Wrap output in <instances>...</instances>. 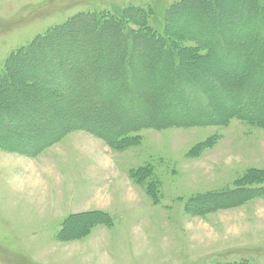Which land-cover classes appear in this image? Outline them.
<instances>
[{"label":"rangeland","instance_id":"1","mask_svg":"<svg viewBox=\"0 0 264 264\" xmlns=\"http://www.w3.org/2000/svg\"><path fill=\"white\" fill-rule=\"evenodd\" d=\"M181 1L0 0V70L13 52L77 15L152 8L150 26L163 33L167 10ZM179 19L174 26L185 16ZM95 33L90 30L74 39H61L58 51L104 45L109 73L120 52L109 48L110 33ZM146 53L135 56L136 76L145 82L143 112L100 114V126L121 128L168 116L163 101L170 65L163 61L153 71L141 70L146 57L155 59ZM259 53H264V46H252L245 52L253 58ZM28 61L15 67L14 88L0 89V111L9 105L14 111L0 114V146L6 143L9 148L25 149L65 126L90 125L97 120L85 114L76 94L40 84L39 65L48 67V78L59 75L63 66ZM213 67L219 77L237 72L233 62ZM79 72L73 77L85 74ZM257 76H262L258 70L249 83L254 85ZM29 81L41 88L26 86ZM23 93L46 100L50 113L41 112L42 104L28 112L32 100H21ZM215 101L225 103L220 95ZM218 107L212 114H196L188 106L183 115L218 118L225 115L214 114L221 110ZM17 115H23L22 121ZM22 125L27 128L21 130ZM42 127L45 133L40 134L37 130ZM75 128L34 156L0 148V264H264V126L234 118L226 125L147 128L134 134L142 139L139 146L122 151ZM147 165L152 167V177L141 183L130 177L132 169ZM232 193L242 196L239 203L225 199ZM213 194V201L216 196L221 200L211 205L204 197ZM90 212L109 214L111 224L96 225L89 234L74 233L76 224L88 218L65 224L71 216Z\"/></svg>","mask_w":264,"mask_h":264},{"label":"trees","instance_id":"2","mask_svg":"<svg viewBox=\"0 0 264 264\" xmlns=\"http://www.w3.org/2000/svg\"><path fill=\"white\" fill-rule=\"evenodd\" d=\"M237 5L244 11L239 12ZM223 13L226 15L222 16ZM153 16L152 8L137 7H129L112 14L103 12L77 15L62 26L36 37L26 47L13 52L0 70V89L9 85L14 88L12 83L13 77H16L13 75L15 67L29 63V59L35 64L48 62L53 66L60 65L63 66L60 74L50 78L47 77L48 67L39 65L40 84L46 87L54 86L53 91L65 90L67 94H76L78 101L83 104L85 114H93L98 118L90 125L78 123L79 126H65L43 142L25 149L9 148L6 143L0 148L9 153L18 152L34 156L68 132L77 130L75 127L98 137L111 148L122 151L139 146L142 139L140 136L135 137L134 134L147 128L163 130L169 127L226 125L234 118L264 126V116L257 115L264 114V53L257 54L255 58L245 54L252 46H264V0H182L167 10L163 33H158L150 26L149 20ZM183 16L185 19L178 26H174V23ZM90 30H96L95 36H103V32L110 33L111 37H109L113 40L109 48L120 52L119 61L109 68V73L105 67L108 62L103 57L107 51L104 45L96 48L80 47L75 52L74 50L58 51L63 41L61 39L67 37L74 39L80 33ZM141 51L147 52V55H154L155 58L146 57L147 59L141 61V70L153 71L155 66L163 61H167L170 65L169 81L165 83L163 101L168 116L157 120L143 119L121 128L100 126L98 121L100 114L133 115L143 112L141 88L145 82L137 78L135 68V56ZM69 58L74 60H68ZM229 62H233L237 72L227 77L226 71L220 66L225 74L223 73V77L217 76L213 66L219 67L220 63ZM257 70L262 76H257L253 85L248 80L256 75ZM79 71H84L85 74L73 77L80 73ZM144 77L147 78L145 75ZM100 79L103 81L98 82ZM72 84L80 88L70 89ZM34 85L37 89L41 88L33 81H29L26 86ZM217 95L222 96L225 103L215 101ZM29 97L32 100L30 103L32 107L27 109L28 112L42 104L41 112L50 113L51 107L43 98L24 94L21 100L25 101V98L29 99ZM0 99L2 101L1 96ZM151 104L154 105L153 102ZM188 106L189 108L191 106L196 114H212L218 107L222 111H215L214 114L225 115L218 118L199 115L197 118H187L183 114ZM7 110L9 113L12 112V106L5 107L0 114L5 115ZM173 113L177 115L171 117L169 114ZM112 117V120H116L115 116ZM16 118L22 121L23 115ZM4 120L10 121L7 117ZM20 128L23 130L27 127L22 125ZM37 131H40V134L45 133V127ZM29 138L32 140V137ZM34 141L36 142V139ZM148 176L152 177L150 165L130 171V177L138 183ZM214 196V194L206 195L204 200L209 201L208 204L211 205L214 202L218 203L221 198L216 199V196V200L213 201ZM241 197L232 193L225 199L230 201V204H234L239 203ZM83 217L90 221L82 231L83 234H89L96 225L111 224V218L105 212L71 216L65 224L75 218Z\"/></svg>","mask_w":264,"mask_h":264},{"label":"bare ground","instance_id":"3","mask_svg":"<svg viewBox=\"0 0 264 264\" xmlns=\"http://www.w3.org/2000/svg\"><path fill=\"white\" fill-rule=\"evenodd\" d=\"M50 73V72H49ZM22 91V90H21ZM24 94V93H23ZM24 98V97H23ZM20 99V98H19ZM22 99V98H21ZM173 108V107H172ZM174 109V108H173ZM170 110H172L171 108H170ZM169 113V112H168ZM174 114V113H173ZM40 115V114H39ZM38 115V116H39ZM54 115V114H53ZM44 116V115H43ZM52 116V115H51ZM15 117V116H14ZM50 117V116H49ZM64 117V116H63ZM52 119V118H51ZM59 120H60V118H59ZM59 123V122H58ZM62 123V122H61ZM60 123V124H61ZM65 126V125H64ZM63 126V127H64ZM40 127V126H39ZM59 127H60V125H59ZM38 128V127H37ZM51 128V127H50ZM58 129H60V128H58ZM34 131H36V130H34ZM18 132V131H17ZM42 132V131H41ZM19 133V132H18ZM40 133V132H39ZM31 134V133H30ZM51 134V133H50ZM28 135V134H27ZM32 136V135H31ZM35 136V135H34ZM51 136V135H50ZM39 138V137H38ZM89 222L90 221H85V222H83V223H77L76 224V227H75V231H74V233H80V232H82L84 229H85V227L89 224Z\"/></svg>","mask_w":264,"mask_h":264}]
</instances>
